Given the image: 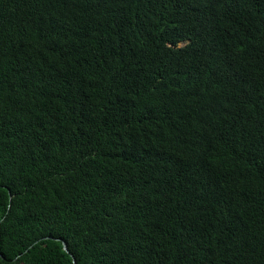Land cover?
Instances as JSON below:
<instances>
[{"label":"trees","instance_id":"trees-1","mask_svg":"<svg viewBox=\"0 0 264 264\" xmlns=\"http://www.w3.org/2000/svg\"><path fill=\"white\" fill-rule=\"evenodd\" d=\"M70 255L264 264V0H0V264Z\"/></svg>","mask_w":264,"mask_h":264},{"label":"water","instance_id":"water-1","mask_svg":"<svg viewBox=\"0 0 264 264\" xmlns=\"http://www.w3.org/2000/svg\"><path fill=\"white\" fill-rule=\"evenodd\" d=\"M62 244V248H63V250L66 252V253H68V250H67V246H66V244L64 243V242H62L61 243ZM70 257H71V259H72V264H74V259H73V257L70 255Z\"/></svg>","mask_w":264,"mask_h":264}]
</instances>
